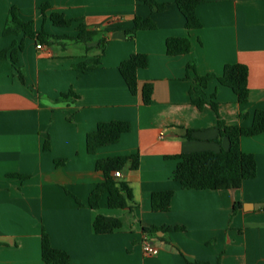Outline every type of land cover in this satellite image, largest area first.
<instances>
[{"label":"crops","instance_id":"0c3cea01","mask_svg":"<svg viewBox=\"0 0 264 264\" xmlns=\"http://www.w3.org/2000/svg\"><path fill=\"white\" fill-rule=\"evenodd\" d=\"M157 1L164 12L152 14L136 0H0V54L7 52L0 60V264H45L44 232L72 264H264V134L241 141L242 151L255 156L257 177L239 190H184L173 178L176 156L230 146L216 113L191 103L196 75L220 77L226 65L247 66V104L219 82L207 94L217 93L227 126L250 128L264 111V0H205L196 11L199 30L186 28L175 0ZM12 8L56 39L5 36ZM53 13L73 23L57 27ZM150 17L156 29L130 39L135 19ZM82 24L98 32L88 44L75 40ZM170 38L188 39L191 52L169 56ZM135 54L146 55L149 66L138 72L133 96L119 67ZM92 60L100 61L95 69H78ZM145 84L154 87L150 105L142 98ZM113 121L128 122L130 132L89 154L87 136ZM135 155L139 169L119 178L132 191L131 210L109 209L107 194L100 210L92 209L90 196L105 181L97 162ZM169 191V212H154L152 194ZM98 215L120 220L122 228L97 235ZM145 241L155 254H144Z\"/></svg>","mask_w":264,"mask_h":264},{"label":"trees","instance_id":"16d2710c","mask_svg":"<svg viewBox=\"0 0 264 264\" xmlns=\"http://www.w3.org/2000/svg\"><path fill=\"white\" fill-rule=\"evenodd\" d=\"M137 3L151 8L152 14L164 12L166 5L159 4L157 0H136ZM205 0H175V5L183 14L188 30H199L202 25L197 17V7ZM48 6L42 8L44 12ZM52 23L57 27H70L73 21L67 20L62 14L53 13ZM156 25L152 18H136L134 28L127 32L130 39H133L139 31L155 30ZM23 32L30 39L42 44H50L52 39H56L45 31L37 32L34 30L32 22H23L16 8L10 11L9 19L4 29V35H15ZM98 32L86 30L85 25L80 26V34L75 39L81 43H90ZM58 39V38H57ZM167 54L169 56H182L191 52V42L186 38H170L166 42ZM22 44L19 50H22ZM7 52L0 54V60L6 58ZM11 59L17 66V50L12 49ZM100 64L99 60L85 62L78 66L82 72L95 69ZM149 59L146 55L135 54L124 61L119 71L133 96L139 93L138 72L147 69ZM17 70V69H16ZM19 77L24 81L23 75L19 72ZM249 69L245 65L230 64L226 65L222 76L207 75L197 76L194 79L193 87L190 91L191 103L198 109L203 110L209 106L217 115L218 125L224 136L229 141V149L220 153L211 151L186 153L176 156L177 168L174 172V180L178 182L184 190H239L246 181L257 177V161L255 156L242 151L241 141L243 138L256 137L264 134V111H257L254 116V123L250 128L239 126H227L220 117L217 102V93L210 97L207 89L213 82H219L222 86L231 89L238 98L240 104H247L249 101ZM154 87L152 84H145L142 89V98L145 105L152 102ZM69 95H63L61 99H67ZM131 125L128 122L113 121L100 123L96 132L87 136V151L94 155L104 147L116 145L121 140L123 134L130 132ZM45 150L50 149L48 142L44 146ZM62 163V162H61ZM58 163V164H61ZM140 165L138 155L129 157L109 158L97 162L96 169L105 176V181L99 184L89 199V206L94 210H100L101 199L104 194L108 195V207L112 210H125L129 207V202L133 199V194L126 182L120 181L115 177L116 172L124 170H137ZM20 178H25L19 176ZM173 197V192H159L152 194V208L154 212H169V206ZM241 206V204H239ZM97 235L112 234L122 228V222L115 218L98 215L93 224ZM159 229H144L145 233H153ZM168 231L175 232L180 230L178 227H169ZM42 258L45 264H72L68 253L53 248L51 240L44 232L42 235Z\"/></svg>","mask_w":264,"mask_h":264},{"label":"built area","instance_id":"2783aa9c","mask_svg":"<svg viewBox=\"0 0 264 264\" xmlns=\"http://www.w3.org/2000/svg\"><path fill=\"white\" fill-rule=\"evenodd\" d=\"M44 48V46L42 45V44H38L37 45V49H39V50H42ZM115 177L116 178H122V173L121 172H116L115 173ZM143 249H144V254L146 255V256H150V255H153V254H155L156 252H157V250H156V248L154 247V245L153 244H151L149 241H145L144 242V247H143Z\"/></svg>","mask_w":264,"mask_h":264},{"label":"rangeland","instance_id":"374dc122","mask_svg":"<svg viewBox=\"0 0 264 264\" xmlns=\"http://www.w3.org/2000/svg\"><path fill=\"white\" fill-rule=\"evenodd\" d=\"M66 43H68L69 41H65Z\"/></svg>","mask_w":264,"mask_h":264}]
</instances>
